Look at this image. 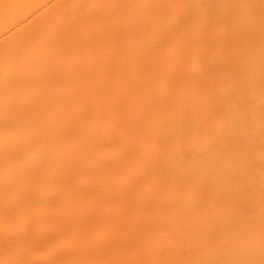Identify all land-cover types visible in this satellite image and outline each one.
Segmentation results:
<instances>
[{"label":"bare ground","instance_id":"bare-ground-1","mask_svg":"<svg viewBox=\"0 0 264 264\" xmlns=\"http://www.w3.org/2000/svg\"><path fill=\"white\" fill-rule=\"evenodd\" d=\"M0 264H264V0H0Z\"/></svg>","mask_w":264,"mask_h":264}]
</instances>
